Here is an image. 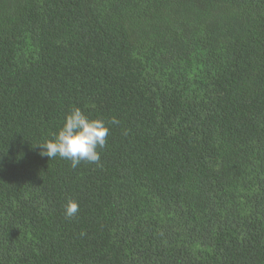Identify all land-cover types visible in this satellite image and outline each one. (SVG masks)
Listing matches in <instances>:
<instances>
[{
  "label": "trees",
  "instance_id": "1",
  "mask_svg": "<svg viewBox=\"0 0 264 264\" xmlns=\"http://www.w3.org/2000/svg\"><path fill=\"white\" fill-rule=\"evenodd\" d=\"M0 264H264V0H0Z\"/></svg>",
  "mask_w": 264,
  "mask_h": 264
},
{
  "label": "clouds",
  "instance_id": "2",
  "mask_svg": "<svg viewBox=\"0 0 264 264\" xmlns=\"http://www.w3.org/2000/svg\"><path fill=\"white\" fill-rule=\"evenodd\" d=\"M110 124H118L113 118ZM109 126L102 119H89L79 107H74L65 115L63 123L51 140L37 144L41 148L40 155L49 159L59 156L71 161L73 168L81 161L99 163L100 153L97 148H103ZM79 211L77 202L68 200L64 205V215L71 219Z\"/></svg>",
  "mask_w": 264,
  "mask_h": 264
}]
</instances>
